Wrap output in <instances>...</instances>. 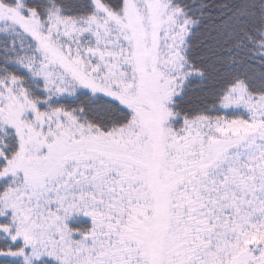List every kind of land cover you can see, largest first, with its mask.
<instances>
[{"label":"snow or ice","instance_id":"6c2138e0","mask_svg":"<svg viewBox=\"0 0 264 264\" xmlns=\"http://www.w3.org/2000/svg\"><path fill=\"white\" fill-rule=\"evenodd\" d=\"M0 264H264V0H0Z\"/></svg>","mask_w":264,"mask_h":264}]
</instances>
